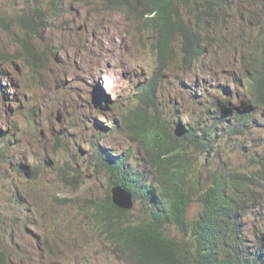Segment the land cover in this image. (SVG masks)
<instances>
[{"label": "trees", "instance_id": "1", "mask_svg": "<svg viewBox=\"0 0 264 264\" xmlns=\"http://www.w3.org/2000/svg\"><path fill=\"white\" fill-rule=\"evenodd\" d=\"M65 1L47 0L42 4L40 0H27L22 22L27 19L35 22V17L42 21L52 18L44 19L42 15H64ZM113 5L142 22L156 39L159 35L170 40L175 24L183 30L191 40L182 48L181 60L189 73L195 67L207 70L208 50L217 45L208 41L211 32L227 42L222 29L231 18L240 15L241 27L236 38H245V33L250 37L243 46L244 51L237 46H232V51L241 65L240 72L247 80L248 93L256 108L264 107V39L255 40L253 28L256 22L260 23L259 18H263L257 8L264 9V0H103L105 8ZM27 24L33 28L32 23ZM24 42L25 56L43 61V56L34 52L26 39ZM155 46L159 53L155 60L158 71L139 85L134 106L123 117L128 131L143 144L145 157L135 162L131 155L118 151L117 155L110 151L104 153L95 148L93 154H85L84 161L79 159V155H83L81 151L72 153L70 162L64 161L58 168L59 182L74 190L82 186L85 166L93 169L95 176L104 175L108 179L109 188L102 197L55 198L59 205L72 204L84 210L83 216L79 211L81 216H76L72 222L77 233L84 232L83 261L86 264L89 260L99 262L104 255L102 248L89 249L96 233L117 264H264V225L255 226L254 238H251L246 221L254 207L264 205V170L248 174L227 169V143L246 135L259 123L247 115L237 116L236 121L227 123L221 112L227 102L205 88L194 97L197 112H193L192 120L186 125L178 123V127L171 130L160 102V71L169 65L165 59L171 61L176 51L166 50L158 40ZM223 66L227 68V62ZM23 112L27 113L26 120L31 124L35 120V108L28 107ZM251 120H254L253 125L248 126ZM11 137L9 130L0 132V161L3 163L0 189L7 173L3 171L4 162L13 164L11 153L21 141L14 142ZM256 161L264 165L263 161ZM51 164L50 159L35 161L31 166L15 162L14 168L18 173L25 172L37 179ZM115 184L132 191L138 207L125 209L116 205L111 195ZM16 200L20 198L17 196ZM82 200L84 205L80 203ZM194 202L200 203L201 210L190 218L189 210ZM3 209L7 207L0 202V264H24L26 259H29L28 264H52L49 236L43 243L42 238L39 241L37 249L44 252H38L35 258L27 255L14 258L4 241L15 235L20 221L18 217L7 220ZM80 225L84 226L82 230H79ZM173 230L177 234H173Z\"/></svg>", "mask_w": 264, "mask_h": 264}, {"label": "rangeland", "instance_id": "2", "mask_svg": "<svg viewBox=\"0 0 264 264\" xmlns=\"http://www.w3.org/2000/svg\"><path fill=\"white\" fill-rule=\"evenodd\" d=\"M21 1L0 0V132L9 130L12 141L21 140L11 153L13 164L4 162L3 171L7 173L0 189V202L7 209H3L2 214L9 221L14 217L20 221L15 235L4 242L14 258L27 255L33 259L38 252H44L37 249L41 238L43 243L49 236L52 238L49 240L52 264H86L82 246L84 232L77 233L72 227L73 219L81 216L79 211L83 216L84 210L72 204L59 205L55 198L102 197L109 188L108 179L104 175L95 176L93 169L85 166L82 186L74 190L59 182L58 168L64 161L70 162L72 153L81 151L83 155H79V159L84 161L85 154H93L95 148L104 153L129 154L135 162L145 157L143 144L128 131L123 117L134 106L140 83L157 70L154 44L149 40L153 32L126 16L95 15L87 9L85 15H55L41 30L33 31L19 24ZM257 12L263 18L253 27L255 40L262 41V6ZM224 27L222 31L227 42H222L216 61L205 64L207 70L195 69L189 73L175 62L161 71L162 88L165 89L161 101L171 130L178 127V123L187 124L193 112H197L194 97L202 94L205 88L215 97L228 99L220 85L231 84L235 92L229 97L230 102L237 104L239 95H245L246 82L237 71L236 63H230L227 68L223 65L231 53V46L243 49L247 42L243 45V39H231L241 27L236 17ZM245 34L249 39L250 35ZM211 35L217 34L212 31ZM25 38L43 55V62L37 61L33 71L26 61L9 56L27 50ZM236 76H239L237 81ZM28 107L35 108V120L31 124L26 120L27 113L23 112ZM255 119L262 126H256L244 137L227 139L229 167L248 172L256 169L254 156L264 162V117L257 115ZM42 131H45L44 137ZM46 159L52 160V164L45 167L43 176L37 179L25 172L18 173L14 168L15 162L31 166L35 161ZM2 165L0 161V168ZM17 196L20 201L16 200ZM80 203L84 205L83 200ZM138 204L136 201V207ZM200 210V203L194 202L189 217L194 218ZM262 212L263 204L253 208L249 217L251 235L254 219ZM79 227V230L84 228ZM173 234H177L176 230ZM93 240L89 249L102 248L104 255L99 262L89 260V264L118 263L98 234H94ZM23 263L28 264L29 259Z\"/></svg>", "mask_w": 264, "mask_h": 264}, {"label": "clouds", "instance_id": "3", "mask_svg": "<svg viewBox=\"0 0 264 264\" xmlns=\"http://www.w3.org/2000/svg\"><path fill=\"white\" fill-rule=\"evenodd\" d=\"M26 3H27V0H22L21 1V3H20V6L18 7L19 8V13H18V19L20 20L19 21V24L21 25V26H23L25 29H30V30H33V31H38V30H41L43 27H45L46 26V24H47V22L49 21H42L39 17H35V22L32 20V19H27V21L24 23V22H22V19H23V17H24V15H22V13H23V9L26 7ZM40 3H42V4H46L47 3V0H40ZM86 4H91V5H93L95 8H96V10L99 12V14L100 13H104V14H107V15H123V16H126L128 19H134V18H132V16L130 15V14H125V13H123L122 11H120L119 9H117V7L116 6H111V7H109V8H105L104 6H103V0H66L65 1V3L63 4V6H62V10H63V12H64V15H85V8H83V6L84 5H86ZM148 14H150V13H148ZM55 15H42V17L45 19V18H47V17H54ZM237 19H239V22H240V24H241V21H242V19H241V17H240V15H236L235 16ZM51 18V19H52ZM50 19V20H51ZM135 20V19H134ZM245 19H243V21H244ZM137 22H139L140 24H142V22H140V21H137ZM27 23H32L33 24V28H31V27H29L28 26V24ZM42 23V25L41 26H38V24H41ZM243 23V22H242ZM245 23V22H244ZM142 26H144L143 24H142ZM206 26H208L207 24H206ZM253 27V26H252ZM193 31H196V30H193ZM26 33H28L27 31H25ZM29 34V33H28ZM211 35V34H210ZM237 37V35L235 36V37H233V38H231L232 40H237V39H243V41L242 42H247V36L245 37V38H236ZM27 41H28V43H29V45L32 47V49H33V51L34 52H36V53H39V54H41L42 55V53L39 51V50H37L36 49V47L27 39V38H25ZM150 41H152L153 42V44H154V54H153V58H154V62H155V60H156V57L159 55V53H158V49H156V46H155V43H156V41L158 40V42H160L165 48H166V50H175L176 51V54H175V56H174V58L171 60V61H168L167 59H165V61L167 62V63H169V65L167 66V67H165V68H163V70L164 69H169L175 62H177L178 64H181L182 65V63H181V60H182V48L185 46V45H187V44H189L190 42H191V40H189L187 37H186V33L183 31V30H181L176 24H175V33L172 35V38L170 39V40H166V39H164V38H162L161 36H159V35H157V39L154 37V35L149 39ZM208 41H211V42H216L217 43V45L216 46H211L210 48H209V50H208V54H207V56H206V59H205V64L206 63H208L210 60H213L214 62L216 61V59H217V57H218V54H219V51H220V48H219V44H220V41H224V39L219 35V34H217V35H215V36H210L209 38H208ZM241 42V43H242ZM231 53H230V55L227 57V66L230 64V63H236V65H237V71L238 72H240V67H241V65L240 64H238L239 63V61H238V59L237 58H234V53H233V51H232V46H231ZM19 53L22 55V56H18L19 55ZM25 53L24 52H18V53H16V54H13V58H15L16 60L17 59H21V60H24V61H26L27 62V64L31 67V70L33 71V70H35L36 68H35V64L37 63V61L36 60H34V59H32V58H30V57H28V56H25L24 55ZM43 56V55H42ZM234 60V61H233ZM43 62V61H42ZM226 62H225V64H226ZM155 64H156V62H155ZM156 67H157V65H156ZM183 67V66H182ZM182 67H180V66H178V68H179V70L180 71H182ZM195 69H197L196 67H195ZM194 69V70H195ZM155 71H158V68H157V70H155ZM160 73H161V71H160ZM152 74V73H151ZM150 74V75H151ZM149 75V76H150ZM240 75H241V78H244L245 79V82H246V93H245V95L243 96V95H239V102H238V104L237 103H235L234 102V104L235 105H241L242 104V102H244V101H248V102H250L254 107H255V110H254V112L253 113H251V114H244L245 116L247 115V116H253V119L255 120V121H257L256 119H255V116H257V115H261V116H263L264 117V111H262L263 109H264V107H262V108H260V109H257L256 108V105H255V103L253 102V100H252V98L250 97V95H249V93H248V88H247V80H246V78L243 76V74H242V72H240ZM148 76V77H149ZM147 77V78H148ZM146 78V79H147ZM161 78H162V76H161ZM239 78V76H236L234 79H235V81H237V79ZM145 79V80H146ZM145 80H143L141 83H143ZM162 79H161V84H162V86H163V83H162ZM140 83V84H141ZM182 83V80L180 81V84ZM230 87H231V89H234L233 88V86L231 85V84H228ZM224 86H227L226 84H222V85H220V88H221V90H222V93L225 95V96H227L224 92H223V89H222V87H224ZM162 90V95H161V97H160V102H161V104H162V106H163V103H162V97H163V95H164V93H165V89H161ZM234 92H235V90H234ZM234 96V95H233ZM228 97V99H224L225 100V102H227L226 104H224L223 106H222V109L226 106V105H228L229 103H230V96H227ZM231 102H233V101H231ZM221 112H222V110H221ZM237 116H243V115H241V114H239V112L236 110V112H235V115L233 116V119H232V121L231 122H228L227 121V123H232V122H234V121H236V117ZM224 118V117H223ZM226 119V118H225ZM190 120H192V116L190 117V119H189V121ZM227 120V119H226ZM254 120L252 121L251 120V122H249V123H247V124H252L253 125V122H254ZM259 124H258V126H262V123H260L259 121H257ZM184 125H186V124H184ZM254 128H256V127H252V130L254 129ZM251 130V131H252ZM251 131H250V133H251ZM1 132L3 133L4 132V130H1ZM246 135H248V134H246ZM246 135H242V136H240V137H244V136H246ZM42 137H44L43 135H41ZM236 138H239V137H236ZM235 139V138H234ZM114 152H116V151H114ZM115 154H117V153H115ZM126 154V153H125ZM129 155V154H128ZM133 157V156H132ZM133 160H134V158H133ZM256 160H258V161H261L260 159H257L255 156L253 157V161L255 162V164H254V166L256 167V169L255 170H251V171H248V172H246V171H243V170H239V169H237V168H235V167H229L228 166V164H227V169L228 170H237V171H240V172H243V173H248V174H251V173H253V172H257V171H261L262 170V168H263V166L264 165H261L262 163H260V162H257ZM135 161V160H134ZM204 162H205V160H204ZM204 166V165H203ZM202 166V167H203ZM264 170V169H263ZM128 189V188H127ZM129 190V189H128ZM132 192V191H131ZM252 215V214H251ZM250 215V216H251ZM250 216H248V218H247V222H248V234L250 235V237L251 238H254V230H253V234L251 235L250 234V232H251V228H250V219H249V217ZM260 224H263L264 225V214H263V212L260 214V216H258L257 217V219L255 220L254 219V227H255V225H260Z\"/></svg>", "mask_w": 264, "mask_h": 264}, {"label": "water", "instance_id": "4", "mask_svg": "<svg viewBox=\"0 0 264 264\" xmlns=\"http://www.w3.org/2000/svg\"><path fill=\"white\" fill-rule=\"evenodd\" d=\"M222 89L227 96L234 95V89H231L230 86H224ZM236 110L241 115L251 114L254 112L255 107L248 101L242 102L239 106L235 105L234 102H230L222 109V116L226 118L228 122H231ZM58 119L62 121V115H59ZM42 135H45V131H42ZM111 195L114 203L121 208L134 209L136 206L134 193L121 184H115L111 187Z\"/></svg>", "mask_w": 264, "mask_h": 264}, {"label": "bare ground", "instance_id": "5", "mask_svg": "<svg viewBox=\"0 0 264 264\" xmlns=\"http://www.w3.org/2000/svg\"><path fill=\"white\" fill-rule=\"evenodd\" d=\"M83 8L87 9L88 13H93L95 15H99V12L96 10V8L91 4H86L83 6ZM123 16V15H122ZM134 22V20H133Z\"/></svg>", "mask_w": 264, "mask_h": 264}]
</instances>
